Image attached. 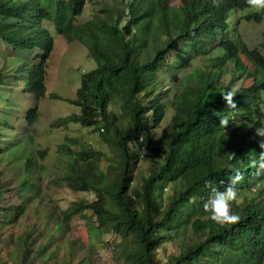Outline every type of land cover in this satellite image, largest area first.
I'll return each instance as SVG.
<instances>
[{"label": "trees", "instance_id": "1", "mask_svg": "<svg viewBox=\"0 0 264 264\" xmlns=\"http://www.w3.org/2000/svg\"><path fill=\"white\" fill-rule=\"evenodd\" d=\"M88 1L0 0L2 47L19 55L38 49L31 65L19 64L27 71L22 75V90L36 98L25 114L27 138L32 140L30 130L40 116L39 100L47 94V64L55 39L43 23L50 22L68 43L85 45L98 63L82 74L76 98L51 94L80 107L79 113L61 117L52 126L74 122L93 127L115 153L103 169L106 154L101 150L73 148L76 140L69 137L67 144L59 146V152L68 157L63 182L73 191L93 192L95 198L74 201L59 211L56 231L44 234L46 239L40 243L37 230L16 234L12 229L26 214L33 188H38L29 176L42 170L39 158L48 151H37L38 156L27 147L11 148L19 139L6 142V125L0 124V156L9 151L8 163L20 159L18 171L27 176L18 189L23 202H17L8 197L14 188L0 170V264H71L79 246L72 237L65 238L67 223L75 216L86 217L88 210L96 218L90 224L95 239L115 233L116 252L130 264H264V172L258 173V165L253 167L264 149L252 135L256 127L264 126V53L251 48L240 34L228 36L230 15L247 9L245 0H220L218 7L213 0H123L119 15L108 7L103 9L107 16L95 14L77 24ZM263 15L251 12L243 17L262 22ZM210 53L200 76L173 79L178 88L157 93L163 65L171 63L174 70H181ZM229 64L238 76L252 79L251 85L236 89V76L225 86L222 78ZM7 75L8 67L0 69V84ZM232 88L236 89L235 111L221 95ZM114 99L122 100L121 113L111 110ZM169 108L172 117L158 137L156 129ZM233 113L229 126L221 127V118ZM151 155L155 158L149 175L140 187H133L134 170ZM237 171L243 177L236 185L241 201L233 203L231 211L240 220L221 227L203 204L212 187L223 191ZM256 174L260 176L254 178ZM176 181L179 186L165 203L164 188ZM188 228L194 235L186 241ZM177 238L183 239L179 251L166 254L164 246ZM66 244L70 261L58 253ZM92 257L82 256L80 264H94Z\"/></svg>", "mask_w": 264, "mask_h": 264}, {"label": "rangeland", "instance_id": "2", "mask_svg": "<svg viewBox=\"0 0 264 264\" xmlns=\"http://www.w3.org/2000/svg\"><path fill=\"white\" fill-rule=\"evenodd\" d=\"M122 6L123 0H89L84 12L77 18L76 23L81 24L92 19V16L95 14L107 16L108 13L104 12L103 9L108 7H112L116 15H119ZM248 13H251L248 8L231 13L229 18L231 30L228 36L235 38L240 34L242 39L251 48L260 49L264 53L262 47V43H264V15L261 20L262 22H255L244 19L243 16ZM43 25L54 36V50L47 64V94L39 100L40 116L30 130L31 141L27 138V133L24 130L25 114L27 109L36 103V98L34 95L26 94L22 90L24 88L22 75L26 74L27 71L21 70L19 64L26 62L27 65H31L38 49H27L19 55L17 54L18 51L16 54H13L0 44V69L8 67L7 78L3 84H0V124L6 125L4 136L7 139L5 141L16 142L19 139L17 141L18 144L15 143L17 145H13L11 148L19 147L23 149V147H27L28 150L34 151L38 156L39 153L37 151H48L44 158H39L42 170L35 171L33 176H29L30 180L36 182L38 188H33L31 200L27 201V203L25 202L26 214L21 217L18 224L12 229L16 234H21L25 230L35 229L38 231L40 243L46 239L44 234H53L56 231L59 211L66 210L74 201L82 199L91 201L95 198L93 192H76L68 188L65 182H63L62 174L68 157L59 152V146L63 143L67 144L66 139L69 137L76 140V144L72 146L73 148L78 149L80 147L92 146L95 149L101 150L107 156L101 162L103 169H107L109 166L110 161L108 157L115 156L109 144L93 127H85L74 122L61 127L52 126L61 117L75 112L79 113L80 107L71 103V101L53 98L51 94L57 93L65 99L76 98V92L81 85L82 74L96 68L98 63L90 55L89 49L80 41L68 43L62 35L56 32L53 23L44 22ZM216 43L215 41L213 44L216 45ZM171 53L173 54V51ZM172 54L170 55V60L173 59ZM5 55L9 56L5 57ZM209 56H211V53L207 56H198L186 68L177 71L172 68L171 63L163 65L158 71L159 87L157 88V93L167 92L174 87L178 88L173 83V79L177 81L182 79L184 81L189 77L194 79L200 76L201 71L204 69V66H201L205 64L204 60L208 59ZM231 66L229 64L226 67L222 78V83L225 86L234 77L238 76V73L232 70ZM251 83L252 79L238 76L234 85L237 89L240 85L248 86ZM121 103L122 100L114 99L110 104L111 110L121 113ZM167 110L166 118L156 129L158 137L172 117L173 109L169 108ZM262 118L264 119V110ZM121 122L124 123V120H121ZM1 132L3 133V131ZM252 135L257 141L264 139V137H258L255 131ZM159 156L156 155V158ZM11 158L12 156L9 151L0 156V170L4 171L5 177L10 181L11 188H14V190L7 193L8 197L17 202H23V198H20L18 195L20 193L18 189L21 187V181L27 176L23 170L19 169L18 171L17 165L20 164V159L18 161L15 159L11 163H8ZM154 158L155 155H151L149 159L141 160L134 170L135 181L133 187L138 188L142 185L143 177L148 176L151 171ZM178 186L179 181L166 184L163 194V201L165 203L169 200L170 195H173L174 190ZM21 193L30 194V192L25 190H21ZM239 200L241 201V199ZM85 213L86 217L75 216L67 223L69 231L65 233V238L68 240L72 237L77 241L79 246L78 255L72 260L71 264H80L81 257L87 258L90 254L93 256L94 264H130L116 252L118 239L115 233H106L95 239L93 232H91L90 224L94 223L96 218L89 210ZM186 235V241L192 240L194 235L192 228H188ZM182 242L183 239L177 238L171 245L166 244L164 246L166 248L165 253H177L181 248ZM56 245H53L49 249V252H52L57 247ZM69 246V244L64 245L58 252L62 258L66 257V261H70ZM160 255L163 259H166L165 254Z\"/></svg>", "mask_w": 264, "mask_h": 264}, {"label": "clouds", "instance_id": "3", "mask_svg": "<svg viewBox=\"0 0 264 264\" xmlns=\"http://www.w3.org/2000/svg\"><path fill=\"white\" fill-rule=\"evenodd\" d=\"M245 3L248 6L249 11L253 13L264 12V0H245ZM213 4L218 7L220 4V0H213ZM212 46H214V44H212L210 47ZM221 95L226 102L227 107L235 111V109L237 108V105L234 101V97L236 96V89L232 88L227 92L221 93ZM234 117V113L232 115L226 114V117L221 118L220 126L227 128L229 126L228 119H234ZM248 127L253 128L252 125H249ZM255 132L258 137H264V126L256 127ZM258 143L259 147L261 149H264V139H261ZM257 165L259 166L258 173L259 170L264 172V151L260 152L258 161H253V167H257ZM258 176L260 175L256 174L254 178ZM229 179L230 183L225 187L223 191L212 187L210 197L203 204V209L206 213L210 214V219L221 227L235 225L240 220V217L238 215L232 213L231 206L233 203H240L236 185L243 179V177L237 171V175L230 177ZM256 186L257 184L254 185L252 189L255 190Z\"/></svg>", "mask_w": 264, "mask_h": 264}]
</instances>
